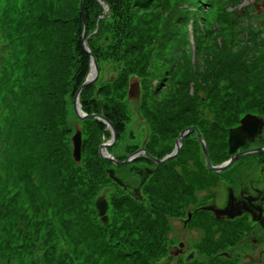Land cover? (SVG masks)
<instances>
[{"label":"rangeland","instance_id":"374dc122","mask_svg":"<svg viewBox=\"0 0 264 264\" xmlns=\"http://www.w3.org/2000/svg\"><path fill=\"white\" fill-rule=\"evenodd\" d=\"M117 1L122 3L113 11L115 16L111 19L112 29L106 33L109 41L104 40L102 36L98 42L102 45L99 49L101 52L109 50L108 58L99 60L95 56L100 66L99 82L92 88H90L92 85L88 86L90 89L86 87L88 90L83 93L87 96L85 95V98L83 94L82 98L89 100L87 98L90 94L92 98L102 99L108 104H111L114 98L117 100L120 98L118 101L126 105L128 124L120 137L119 148L126 147L129 139L141 143L144 137L142 123L146 118V109L142 107L144 100L140 103L135 99L130 100L125 92L117 94L113 80L123 74L129 79L139 76L142 82L146 70L156 74L157 67L162 63L166 64V69L173 68L172 78L166 81V89L158 100L156 98L147 100V108H152L155 112H164L165 122L168 123L166 126L179 125L180 130L190 124L200 128H216L217 125L221 131L223 128L237 127L239 120L242 121L248 114L264 118V0H197L195 4L192 3L193 0H152L147 7L141 8H138V5L134 6L135 0ZM3 2L4 0H0V13L5 9ZM53 2L57 7L56 13L48 16V20L54 28L50 27L48 31L47 29L44 31L45 42L42 45L44 51L36 68L35 85L39 88L38 93L34 98H30L29 93L23 90L24 84L21 87L22 82L19 83L26 70L27 54L15 38L10 53L12 58L9 60L10 62L14 60L18 70L17 72L13 70L10 74L13 77L11 84L2 86L4 97L0 98V264H60L61 258L63 264H240L238 259L232 261L221 255L223 252L235 257L239 255V249L242 248L241 240L234 236L233 229L226 233L215 231V242L210 247L188 248V251L195 250L197 254L190 262L184 261V256H176L175 251L181 237L176 228L174 210L169 205L158 207L149 190L145 189L142 194L147 200H144L143 204L141 201L137 203L159 213L155 218L159 217L161 221V247L154 253H149L144 242H140L144 243L142 244L144 248L133 245L129 241L131 230L127 229L121 230L119 236H112L113 231L118 232L123 226V221L129 217V214H122L118 210L116 199L129 194L108 176L107 170L114 169L116 177L133 187H139L143 177L137 178V175L131 172L130 166L117 168L99 156L102 144L111 145L103 150L105 156L113 157L115 152L118 155H125V151L112 148L114 145L111 144L113 139L111 132L97 126L101 131L98 153L84 147L85 141L90 139L93 123L92 120H80L75 114L76 94L65 97L66 123L61 127L62 155L66 153V157L77 172L73 182L75 184L76 181V186L72 189L68 187L69 183L65 177L69 171H63L64 177L57 188L50 180L47 184L34 168L33 171L25 169L23 159L32 152L28 151L30 148L25 150V131H22V127L24 125L26 128L30 122L35 135L33 139L36 138L39 142L42 137H52L53 132L49 134L45 129L39 130L41 127L39 119L45 118L44 116L42 118L43 110L40 104L48 93L46 77L50 76L51 62L61 50L57 48L62 42V37L70 32L75 17L77 21L83 20L81 0ZM83 4L87 23L88 16L94 15L91 9L95 3L83 0ZM11 5L15 8L11 9L12 12L8 10L9 17L14 19L23 17L26 24L28 0H7V6ZM186 7L190 8V13L184 12ZM90 28L91 25H87V43ZM3 36H6V32ZM48 37L53 42L49 43ZM0 53H3L1 49ZM171 56L174 57L173 66L167 60ZM255 76L262 79V84L259 83L260 88L257 87L259 84L254 82ZM15 79H18L16 84ZM100 83L102 85H99V88ZM149 84L153 87L152 82ZM40 86L43 87V92L40 91ZM103 86L105 92L101 91L97 98L98 91ZM9 87L16 88L15 93L17 88L21 87V92L16 94L19 102L18 100L15 102V95L11 100H6ZM110 89L112 92L108 93ZM149 90L152 92L150 88ZM163 98L166 101L162 108ZM29 99L33 101L31 100L32 104L28 110ZM79 101L82 106L83 102L81 99ZM233 104L238 107L233 108ZM191 106L194 107L193 113L186 111ZM224 106H228L225 112ZM83 112L91 115L93 111ZM178 117H181L180 121ZM12 118L16 121L10 131ZM77 126L83 130L81 161H76L73 157V137ZM157 127L158 124L155 128ZM10 134L13 136V143L10 142ZM165 134L166 146L172 145L177 131ZM217 134L221 135L220 132ZM36 142L33 144H37ZM218 144H222V141H218ZM99 157L104 160L101 165L102 174L92 165ZM137 163L136 166L143 167ZM67 164L65 163L64 169ZM104 192L109 202L107 226L102 224L96 208V200ZM89 223L99 225L107 244L116 255L127 254L128 257L121 256L118 260L116 256L102 254L100 248L90 246L82 234L84 225ZM141 229L134 230L135 241H142L144 230ZM227 241H232L231 245H225ZM140 255L145 261L136 262L135 259H140Z\"/></svg>","mask_w":264,"mask_h":264},{"label":"flooded vegetation","instance_id":"af4514ba","mask_svg":"<svg viewBox=\"0 0 264 264\" xmlns=\"http://www.w3.org/2000/svg\"><path fill=\"white\" fill-rule=\"evenodd\" d=\"M171 76L167 73L166 66L161 65L157 67L156 74L146 70L142 82L139 76L129 79L123 74L113 80L116 85L115 92L117 94L125 92L130 100L134 99L130 96L134 82L140 83L141 98L139 101L135 100L140 103L144 100L142 107L146 109V118L142 123L144 137L141 143L138 144L129 139L128 145L124 148H119L122 132H118L113 124L118 136L112 148L125 151V155L113 153L114 161L111 163L117 168L130 166L131 172L136 174L137 178L143 177L139 187L129 184L126 191L134 201L147 200L142 194L143 189L150 190L154 184L148 182L160 184L163 181L165 183L167 180L165 176L172 174L173 212L177 223L176 228L181 237L175 251L176 256H184L185 261L189 253L194 252V260L197 256L196 251H188V248L210 247L215 242V231L226 233L233 229L234 236L241 240L242 248L239 249V255L235 257L227 252L221 255L232 261L238 259L240 264H264V126L254 138L243 134L240 128L241 119L237 127L223 128L221 131L218 128H200L195 124H190L180 130H178L179 125L166 126L168 123L165 122V113L155 112L152 108L148 109L147 100L161 97L166 89V81L170 80ZM151 82L153 87L149 84ZM100 91H98L97 98L100 96ZM118 100L121 99L118 98ZM165 101V98L161 100L162 108ZM193 106L187 108L186 111L193 113ZM259 118L264 122L262 116ZM177 119L180 121L181 117ZM156 124H158L157 128H155ZM106 128L113 137L111 129L108 126ZM176 131L172 145L166 146L165 132L175 133ZM183 132L185 134L182 136ZM199 133L207 151L199 138ZM218 141H222V144L219 145ZM243 152L246 153L222 171L210 168V164L212 167H219ZM172 154H175L172 160L161 165L157 164L156 160H163ZM129 158L128 164L117 165ZM137 162L143 167L136 166ZM220 211L224 213L218 215ZM231 214L234 217H231ZM227 242L225 245L232 243V241Z\"/></svg>","mask_w":264,"mask_h":264},{"label":"trees","instance_id":"16d2710c","mask_svg":"<svg viewBox=\"0 0 264 264\" xmlns=\"http://www.w3.org/2000/svg\"><path fill=\"white\" fill-rule=\"evenodd\" d=\"M54 0H28V19L26 24L25 18L23 17L21 19L9 17L8 10L12 12L11 9L15 8L13 5L10 7L7 6V0H4L3 5L5 6V9L2 11V17L0 18V41L4 43L3 46V53H0V74L2 75L0 77V98L4 97L2 86L4 87L5 84H11V81H13V77L10 75L13 70L17 72V64L12 60L10 62L11 57V49L12 47V41L13 38L18 40L19 45L21 44L23 51L27 54V60L25 63V73L23 75V78L19 81V83L22 82L21 87L23 85V90H26L30 98H34L35 94L38 93L39 88L37 90L35 85V80L37 78V71L36 68L39 66V63L41 61L42 55H43V43L45 42L44 38V31L47 29V31L50 29V27L53 29L54 26L51 24L48 20V16H52L53 13H56V5L53 2ZM93 3H95V6L91 9V11L94 12L93 16H88L87 18V25H91V28L88 32L90 38L88 40L89 46L92 49L93 53L95 54L97 59L103 60L104 57L108 58L107 53L109 50L101 52L99 49L102 48L100 44H98L99 40L103 36L104 40L109 41V36L106 34L108 31L111 32L112 26V18L115 16V12H113L117 6H121V1L117 0H102L107 6L110 7V10L106 11L104 13L105 9L101 5V3L98 0H91ZM152 0H135L134 6L141 7H147ZM197 0H193V4L196 3ZM191 4V5H193ZM101 9V12H99ZM98 10V11H97ZM187 13H190V8L186 7L185 11ZM101 14V15H99ZM102 16H105V18L101 19ZM94 18V19H93ZM91 21V22H90ZM4 24H3V23ZM91 23V24H90ZM13 25V27H11ZM97 31V32H95ZM6 32V36H3V33ZM83 33V20L77 21L76 17L73 22V25L71 26L70 32L65 33V35L62 37V42L59 44V47L57 48L61 50L58 51V54H56L55 59L52 60L51 66V73L49 77H46L47 80V87H48V93L46 94L45 98L43 99V102L40 104L43 110V118L42 120L39 119V124L41 125L39 130L47 131L49 134L50 132H53V135L51 138L48 136L42 137L41 141L37 140L35 135H33V126L28 122L27 127L23 125L22 131H25V137H24V147L25 150L31 151L28 156H25L23 159V162L25 164V169L29 170H36V172H39V174L42 176V178L45 180V182L48 184V181L52 183V185L57 188L60 186L61 178L64 177L63 171H69L68 174L65 177V180L67 183H69L68 187L73 188L76 186L73 183L77 172L72 167V162L70 163L69 158L66 157V153L62 155V146H61V139L63 136V132L61 130V127L65 126L66 123V112H65V105L67 103V100L65 99L66 95L75 96L78 89L82 86V84L86 81V78L88 77L90 70H91V59L90 56L84 51L81 41V35ZM48 42L51 43L53 40L48 37ZM104 49V48H103ZM8 57V60H6ZM168 62L171 66L174 65V57H168ZM7 61V62H6ZM16 61V59H15ZM163 66H166L165 63H162ZM100 67V66H99ZM31 69V70H30ZM172 67L170 69H166L167 73L169 75L172 74ZM125 79V77H123ZM255 83L262 84L261 77L255 76L254 78ZM18 83V79H15V83ZM258 85L257 87L260 88L261 85ZM102 85V84H101ZM95 85H92L90 88L94 87ZM21 87L17 88V91L15 93V89L12 87H9L7 89V97L6 100H11L13 96L15 95V102L19 99H16L17 92H21ZM88 87V89H90ZM87 88L84 89L83 92L88 90ZM101 89H103L102 93L105 92V86H103ZM40 91L43 92V87L40 86ZM81 94V101L82 109L83 110H92V113H98L100 115H104L108 120H110L117 128L118 132H124L127 129L128 124V117H127V110L126 105L122 101H118L116 98L113 99L111 104H108L107 102L103 101L102 99H96V97L92 98L89 94V100H85L82 98V95L86 98L87 94L83 93ZM101 92V91H100ZM111 91H108V93ZM86 95V96H85ZM101 95V94H100ZM217 96V95H216ZM32 99H29L30 102L28 110L32 104ZM99 101V102H98ZM19 102V100H18ZM237 104V103H236ZM233 104V108H237L238 105ZM228 106L223 107V112L227 110ZM91 113V114H92ZM253 113V112H248ZM3 118V116H2ZM226 118V117H223ZM92 120V128H91V134L89 136L90 139L85 141L84 147L92 149L93 151H96L98 153V149L101 145V143H98L99 135L101 134V131L98 130V127L105 129L106 132H110L107 130V126L102 123L101 121H98L96 119ZM91 120H85V121H91ZM15 119H11L10 121V131L13 129L15 124ZM12 122V123H11ZM19 125V124H18ZM98 126V127H97ZM26 130H25V129ZM216 128L218 126L216 125ZM24 129V130H23ZM8 134V127L6 129ZM98 134V135H97ZM9 136V135H8ZM10 142L13 143V136L10 134ZM7 138V137H6ZM97 138V139H96ZM8 140V139H7ZM12 140V141H11ZM37 141V142H36ZM10 142L8 144L10 148ZM33 142H36L37 144H33ZM98 143V144H97ZM40 145V146H39ZM8 148V149H9ZM99 155V154H98ZM100 156V155H99ZM100 159V160H99ZM98 161H95L92 163V165L95 166V168L99 171L100 174L103 173L102 164L103 161L101 157H99ZM65 163L67 164L66 168ZM31 168V169H30ZM34 168V169H33ZM109 170V169H108ZM107 170V174H108ZM71 173H73L71 175ZM172 173V171H171ZM52 176V177H51ZM109 176V174H108ZM167 178L166 182L164 183L161 181L160 185L158 186V183L152 184L153 188L149 190V194L156 200L157 206L159 207L162 205L163 207H167L168 205L174 207L173 203V181H172V174L166 175ZM70 181V182H68ZM71 195V192L69 193ZM70 197V196H69ZM144 202H142L143 204ZM116 205L118 206V210L122 214H129L128 219L126 221H123L122 228L117 232L116 230L113 231L112 236H119V232L121 230L127 229L128 231L131 230L129 241L133 245H138L140 248H144V245L146 244V251L149 253H154L155 250L159 249L161 247L160 238L162 239L161 235V221L158 218H155V216H158V212L156 210L150 211L146 208H144L142 205L138 204L137 201H134L131 199L129 195L123 196L120 199H116ZM127 211H126V210ZM170 209V210H171ZM129 210V211H128ZM103 224V223H102ZM84 225V224H83ZM107 226V225H106ZM139 228H142L141 230H144L141 240L142 241H135L134 240V234L135 229L139 230ZM117 233V234H116ZM83 239L89 241V245L93 247H97V249H101L102 254H108L109 256H116V258L119 260L121 259V256L128 257L127 254H119L116 255L109 247V245L106 242L104 234L101 232V228L99 225H95L94 223H89L88 225H84L83 227ZM103 234V235H102ZM144 242V243H140ZM136 243V244H134ZM111 248H113L111 246ZM96 249V250H97ZM156 258V257H154ZM116 260V259H115ZM114 260V261H115ZM136 262H143L145 261L144 258L140 255V259H135ZM60 264H63V260L61 258ZM118 264V263H116Z\"/></svg>","mask_w":264,"mask_h":264},{"label":"water","instance_id":"95a60500","mask_svg":"<svg viewBox=\"0 0 264 264\" xmlns=\"http://www.w3.org/2000/svg\"><path fill=\"white\" fill-rule=\"evenodd\" d=\"M98 1L101 3V5L105 9L104 13H106V11L109 10V6H107L102 0H98ZM81 13H82L83 22H84V30H83V34H82V37H81V41H82V46H83L84 51L90 56V59H91V70H90V73H89L88 77L86 78V81L82 84V86L78 89V91L76 93L75 100H74V111H75V114L77 115V117L80 120L85 121V120L97 119V120H100V121L104 122L108 126V128L111 129V131L113 133V139H112V142H111V144L113 145L116 142L117 136H118L117 132H116L114 126H113V123L110 120H108L103 115H100V114L88 115V114L84 113L83 110H82V106L80 104V101H79L81 92L86 87L95 84L100 78L99 64L97 62L95 54L93 53V51H91V48L88 45L87 40H86L87 23H86V18H85V15H84L83 0H81ZM103 18H105V16L101 17V19H103ZM95 32H97V31H95ZM140 86H141L140 83L138 81H136V82H134V84H133V86L131 88V91H130V96L132 98L136 99L137 101H139L140 98H141ZM263 126H264L263 119L259 118L256 115L248 114L242 119L240 128H241V131L243 132V134L246 137L251 136L252 138H254L257 135V133L260 132V130L263 128ZM184 134H185V132H183L182 136ZM199 138H200L205 150L207 151L206 146L204 144V141H203L200 133H199ZM73 143H74L73 157H74V159L76 161H81V158H82V146H83V130H82V128L80 126H77V128H76V133H75V135L73 137ZM109 146H111V145L102 144L101 147H100L99 153H100V156L103 159H106V160L112 162V161H114L113 157H110V155L105 156L104 153H103V150L106 147H109ZM245 153L246 152H243V153L233 157L229 162H227L226 164L221 165L219 167H212L211 164H210V161H209L210 168H213L215 171H222V170L228 168L229 166H231L241 155H243ZM174 157H175V154H172V155L166 157L163 160H156V162H157L158 165H161L163 163H166V162L172 160ZM207 160H208V158H207ZM129 162H130V158L128 160L124 161V162L117 163V165L128 164ZM108 174H109V177L116 184H118L119 186L123 187L125 191L128 190L129 184L123 182V180H121L120 178L116 177L114 169H109L108 170ZM136 196L139 197L138 193H136ZM96 208L98 209V214H99L100 220L103 223V225H108V223H109V215H108L109 202H108V199H107V196H106V192H104L96 200ZM223 213L224 212L220 211V212H218V215H222ZM230 216L234 217L233 214H231ZM181 247H183V244H181ZM194 257H195V253L194 252L189 253V255L186 257L185 261L186 262H190L191 260H193Z\"/></svg>","mask_w":264,"mask_h":264}]
</instances>
